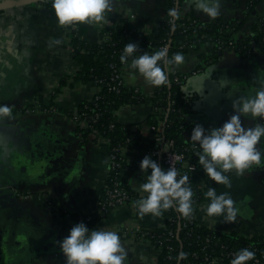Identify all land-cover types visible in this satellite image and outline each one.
Returning a JSON list of instances; mask_svg holds the SVG:
<instances>
[{"label": "crops", "instance_id": "0c3cea01", "mask_svg": "<svg viewBox=\"0 0 264 264\" xmlns=\"http://www.w3.org/2000/svg\"><path fill=\"white\" fill-rule=\"evenodd\" d=\"M247 1L220 0L219 15L209 17L192 0H184L182 12H192L204 22L214 18L231 21L244 16ZM166 2L115 0L106 22H79L86 28L83 38L103 41L107 37L104 29L123 20L138 30L152 31L166 15ZM259 15H264V0L245 21L244 31L251 30ZM76 28V23L58 24L51 0H0V104L10 108L9 115L0 119V264H65L58 241L77 223L76 216L97 212L106 188L111 146L96 130L85 139L78 131L79 105L99 87L94 82L72 81L79 68L71 43ZM214 53L213 43L206 42L188 50L184 62L177 65L178 72L186 75L185 91L194 95L188 120L205 129L222 125L234 111L233 99L254 95L264 80L261 51L242 56L224 50L217 59ZM130 65L122 69L125 83L152 94L157 85L148 83ZM64 77L68 80L62 84ZM151 112L152 104L146 100L124 105L116 114L126 124L141 123L143 134L151 136L147 127ZM241 120L246 127L255 122L245 116ZM261 141L258 147L264 150V137ZM122 151L128 161L138 154ZM261 159L262 164L253 163L242 173L229 170L230 186L211 179L198 164L191 186L203 193L195 213L199 224L245 237L264 236V156ZM146 175L138 169L129 176L132 201L88 224L90 230L102 227L118 232L128 250V264H159L157 250L138 231L157 229L163 220L161 215L138 214L136 201L146 195L139 185ZM209 187L217 194L231 195L239 208L236 220L226 222L222 214L207 215ZM204 264L231 263L214 259Z\"/></svg>", "mask_w": 264, "mask_h": 264}, {"label": "trees", "instance_id": "16d2710c", "mask_svg": "<svg viewBox=\"0 0 264 264\" xmlns=\"http://www.w3.org/2000/svg\"><path fill=\"white\" fill-rule=\"evenodd\" d=\"M166 1V15L152 31L138 30L127 20H123L104 29L107 35L105 40L91 42L83 38L86 28L77 22L78 28L73 32L71 39L73 57L79 67L71 77L72 81L99 84L100 96L99 99L83 100L80 103L79 120L88 121L91 127H81L80 124L78 131L85 139L92 130H96L108 140L111 149L121 148L138 152L133 160L123 159L122 165L125 169L121 172L112 171L106 183L111 185L115 177L130 191L129 176L140 169V161L145 155L150 156L156 144V136L173 140L175 149L183 153L189 163L199 164L196 153L200 149L196 142L187 137L192 128L188 115L192 111L194 95L185 91L183 76L181 81L177 82L174 80V73L168 70H176L178 74L177 65H168L166 69L168 83L156 86L152 94L146 95L138 86H128L123 77V84L118 91L110 89L114 84L112 80L114 70L121 73L123 67L131 62V57L126 61L120 59L125 44L133 42L138 45L134 55H140L145 51L151 54L160 50L161 46L167 45V54L171 57L176 52L185 54L192 47L200 48L206 42L220 41L222 44L218 49L215 47L214 59L219 58L221 51L224 50H232L242 56L245 53L244 56L253 55L259 50L264 56V15L257 17L250 31L243 29L245 21L253 14L261 0H248L244 16L240 19L223 21L214 18L210 22L200 20L192 12L183 13L184 0ZM177 6L180 17L174 21L176 27L172 30L169 23L171 17L167 15V10ZM230 41L234 43L233 48L229 45ZM203 56L205 62H208L209 59ZM67 80L68 77H64L62 84ZM146 100L152 104V112L147 118V127L153 132L151 136L143 134L141 123L126 124L119 121L116 114L124 105L138 104ZM97 113L99 117L95 121L93 118ZM152 126L158 130H152ZM150 157L156 159L162 168L165 166L161 156ZM189 186L193 191L192 213L195 214L197 203L203 199V193L191 186V180ZM160 215L165 225L148 231L146 235L158 252L159 264H204L208 263L207 257L222 258L225 262L231 263L234 255L242 248H248L255 253V256L244 264H264L262 233L245 237L235 231L212 230L206 225L199 224L195 217L190 220L187 216H182L175 206L162 209ZM93 216L92 223L102 217L97 212ZM168 231L174 234H168ZM180 251L187 255L184 259L177 260Z\"/></svg>", "mask_w": 264, "mask_h": 264}, {"label": "clouds", "instance_id": "9594fccd", "mask_svg": "<svg viewBox=\"0 0 264 264\" xmlns=\"http://www.w3.org/2000/svg\"><path fill=\"white\" fill-rule=\"evenodd\" d=\"M192 2L209 17L219 15L220 0ZM51 3L58 24L74 25L77 22H106V13L113 10L115 0H51ZM167 15L171 17L169 23L172 30H175L174 21L180 17V11L172 7L167 10ZM137 49L136 43L127 42L120 59L126 61L131 57L130 67L152 85L167 84L168 65H180L185 59L181 52L169 57L166 46L151 54L145 51L134 55ZM260 85L254 95H239L233 99L234 111L222 125L205 129L201 124L195 123L191 128L188 139L198 143V163L218 183L230 186V178L226 174L229 170L235 169L242 173L253 163L262 164L264 150L258 145L264 137V80L260 81ZM9 113L10 108L0 104V119ZM242 116L253 119V126H244ZM257 117L261 119L256 121ZM140 169L142 173L147 172V175L139 185L140 190L146 193L136 201L139 215H160L162 209L172 206L182 216L192 213L193 191L189 186L187 173L178 176V169L171 166L165 170L149 155L141 159ZM205 195L210 198L205 209L208 216L222 214L226 222L236 220L239 208L234 206L235 201L229 193L217 194L214 187H209ZM58 244L65 257V264H128V250L121 242L118 232L102 227L90 230L83 221L75 223L69 229V234L59 240ZM186 255L187 253L180 251L177 260L184 259ZM254 256L252 250L242 248L234 255L231 264H244Z\"/></svg>", "mask_w": 264, "mask_h": 264}, {"label": "built area", "instance_id": "2783aa9c", "mask_svg": "<svg viewBox=\"0 0 264 264\" xmlns=\"http://www.w3.org/2000/svg\"><path fill=\"white\" fill-rule=\"evenodd\" d=\"M177 8L179 9L178 6ZM220 44H222L220 41L218 43H213L214 47H216L217 49L220 48ZM229 45L233 48L234 46L233 41H230ZM165 46L167 47V45H163L160 47V49ZM168 70L174 73L175 81L180 82L181 76H183V78L186 79V75L180 74L179 72L177 74L176 70H170V69ZM114 74L115 75H113L112 77L114 84L111 85L110 89L118 91L119 87L123 84V78H122L123 74L118 72L117 70H114ZM95 84L97 86L99 85L97 83ZM98 93L99 91L94 95L93 98L99 99L100 96ZM98 117H99V113L95 115L93 120L96 121ZM80 123H81V127H87V128L91 127L88 121L81 120ZM151 128L152 130H158V128L155 126H152ZM155 141H156V144H155L154 149L150 152V156H161L164 159V165H165L163 169L167 170V168L170 166L175 167L178 169V176L187 173L189 176V182H190L192 175L197 171V169H199L198 164L189 163L186 160L185 155L181 152H178L175 149L173 140L164 139L162 136H156ZM120 149L121 148H117V149L112 148L110 151L109 173H111L112 171L121 172L125 169L122 165V160L125 159V157L123 155L122 149L121 150ZM133 199L134 198L132 196L131 191L128 188L122 186L120 182L117 180V178L114 177L112 179L111 185L106 184V188L102 196L100 205L98 207L97 213L101 214L102 217L106 216L115 207L123 205L129 201H132ZM187 217L190 220H192L194 219V217L196 218V214L191 213ZM76 219H78L77 222L83 221L88 226V224L92 221V215L89 213H85V214L79 215ZM164 225H165L164 220H162V224L160 227ZM138 231L141 236L146 237L147 232L151 230H138ZM168 234L173 235L174 232L168 231ZM170 249L172 250V247H170ZM206 259L208 260L209 263L214 261V258L210 259L209 257H207Z\"/></svg>", "mask_w": 264, "mask_h": 264}, {"label": "rangeland", "instance_id": "374dc122", "mask_svg": "<svg viewBox=\"0 0 264 264\" xmlns=\"http://www.w3.org/2000/svg\"><path fill=\"white\" fill-rule=\"evenodd\" d=\"M192 49H197V48H195V47H192V48H190L189 50H192ZM122 73V72H121ZM94 97V96H93ZM93 97L91 98V99H93ZM91 99H88V100H91ZM89 214H91L92 215V221L94 220V217H93V212H89ZM92 221H91V223H92ZM215 259V258H214ZM216 259H218V258H216ZM219 259H222V258H219ZM223 261H224V259H222ZM209 263V262H208Z\"/></svg>", "mask_w": 264, "mask_h": 264}]
</instances>
